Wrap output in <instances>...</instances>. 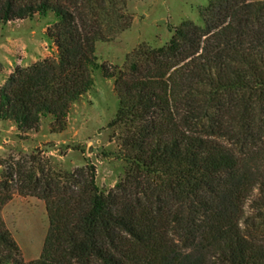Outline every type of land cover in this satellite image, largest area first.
Instances as JSON below:
<instances>
[{
  "label": "trees",
  "instance_id": "obj_1",
  "mask_svg": "<svg viewBox=\"0 0 264 264\" xmlns=\"http://www.w3.org/2000/svg\"><path fill=\"white\" fill-rule=\"evenodd\" d=\"M128 2L0 0V25L55 18L44 33L55 57L7 75L0 121L29 133L48 118L63 132L101 69L125 164L108 190L93 167L23 174L48 220L28 263L1 215L14 175L2 170L0 264H264V0H210L202 26L184 21L164 46L140 45L110 70L96 44L130 27Z\"/></svg>",
  "mask_w": 264,
  "mask_h": 264
},
{
  "label": "rangeland",
  "instance_id": "obj_2",
  "mask_svg": "<svg viewBox=\"0 0 264 264\" xmlns=\"http://www.w3.org/2000/svg\"><path fill=\"white\" fill-rule=\"evenodd\" d=\"M209 1L129 0L130 27L114 41L96 44L98 63L110 70L121 68L126 55L138 46H164L182 22L202 26L200 10ZM54 22L49 14L42 19L0 25V86L16 66L26 68L55 57V48L44 34ZM92 79L93 90L72 105L63 132L53 133L57 125L48 118L41 121L37 131L29 133H19L12 123L0 121V179L2 170L14 169L12 199L1 215L25 263L39 257L48 220L44 201L29 192L23 174L39 168L61 174L93 167L97 185L108 190L124 173L117 141L107 128L117 109L114 81L105 79L101 69L92 71ZM90 148L92 152L88 153Z\"/></svg>",
  "mask_w": 264,
  "mask_h": 264
},
{
  "label": "water",
  "instance_id": "obj_3",
  "mask_svg": "<svg viewBox=\"0 0 264 264\" xmlns=\"http://www.w3.org/2000/svg\"><path fill=\"white\" fill-rule=\"evenodd\" d=\"M92 152V150H91V148L88 150V153H91Z\"/></svg>",
  "mask_w": 264,
  "mask_h": 264
}]
</instances>
